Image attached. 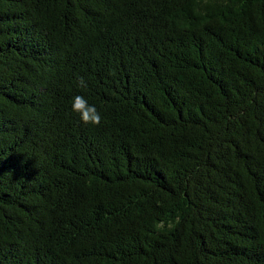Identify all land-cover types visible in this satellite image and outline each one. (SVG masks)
<instances>
[{
    "label": "trees",
    "instance_id": "1",
    "mask_svg": "<svg viewBox=\"0 0 264 264\" xmlns=\"http://www.w3.org/2000/svg\"><path fill=\"white\" fill-rule=\"evenodd\" d=\"M0 264H264V0H0Z\"/></svg>",
    "mask_w": 264,
    "mask_h": 264
},
{
    "label": "clouds",
    "instance_id": "2",
    "mask_svg": "<svg viewBox=\"0 0 264 264\" xmlns=\"http://www.w3.org/2000/svg\"><path fill=\"white\" fill-rule=\"evenodd\" d=\"M79 87L86 88L87 82L83 77H77ZM72 111L77 113L84 124L99 126L102 121V116L94 104H90L88 99L83 95H76L72 100Z\"/></svg>",
    "mask_w": 264,
    "mask_h": 264
}]
</instances>
